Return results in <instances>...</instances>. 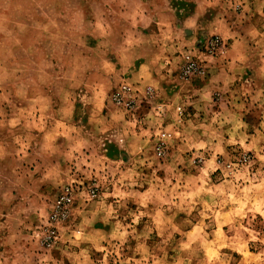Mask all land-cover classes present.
Returning <instances> with one entry per match:
<instances>
[{
  "label": "rangeland",
  "instance_id": "rangeland-1",
  "mask_svg": "<svg viewBox=\"0 0 264 264\" xmlns=\"http://www.w3.org/2000/svg\"><path fill=\"white\" fill-rule=\"evenodd\" d=\"M0 264H264V0H0Z\"/></svg>",
  "mask_w": 264,
  "mask_h": 264
},
{
  "label": "built area",
  "instance_id": "built-area-1",
  "mask_svg": "<svg viewBox=\"0 0 264 264\" xmlns=\"http://www.w3.org/2000/svg\"><path fill=\"white\" fill-rule=\"evenodd\" d=\"M219 41L213 39L207 45V50L212 51L217 46ZM182 63L180 65V76L184 80H189L193 77L204 76L206 72V65L202 60L197 59L189 51L182 54ZM135 89L127 83H122L119 89L112 94V101L119 108L126 111H131L135 103ZM158 138L155 143V150L157 155H161L165 149V138L167 133L160 131L157 134ZM79 189L78 186L66 185L56 195L51 205V211L48 216L47 222L43 225L40 233L41 244L45 248L53 246L58 241V227L57 225L63 221L69 214L75 200V191ZM89 196L95 195V189L90 188L88 191ZM39 234V233H38Z\"/></svg>",
  "mask_w": 264,
  "mask_h": 264
},
{
  "label": "crops",
  "instance_id": "crops-1",
  "mask_svg": "<svg viewBox=\"0 0 264 264\" xmlns=\"http://www.w3.org/2000/svg\"><path fill=\"white\" fill-rule=\"evenodd\" d=\"M123 122H124V123H129V121H126V120H124Z\"/></svg>",
  "mask_w": 264,
  "mask_h": 264
}]
</instances>
